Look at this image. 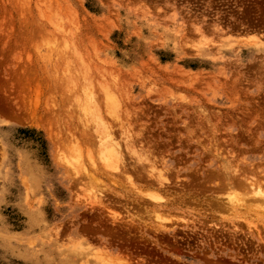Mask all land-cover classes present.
<instances>
[{"label":"rangeland","instance_id":"1","mask_svg":"<svg viewBox=\"0 0 264 264\" xmlns=\"http://www.w3.org/2000/svg\"><path fill=\"white\" fill-rule=\"evenodd\" d=\"M0 264H264V0H0Z\"/></svg>","mask_w":264,"mask_h":264},{"label":"bare ground","instance_id":"2","mask_svg":"<svg viewBox=\"0 0 264 264\" xmlns=\"http://www.w3.org/2000/svg\"><path fill=\"white\" fill-rule=\"evenodd\" d=\"M89 98H91V97H89ZM89 98H88V99H89ZM110 98H111V100H112L113 97H110ZM107 99H109V98H107ZM113 100H114V99H113ZM115 100H116V99H115ZM86 101H87V100H86ZM90 101H91V100H89V103H90ZM92 101H93V100H92ZM108 102H110V100H109ZM89 103L87 102V104H89ZM92 103H93V102H91V104H92ZM110 103H113V107H114V106H117V105L114 104L115 102H110ZM110 103H108V104H110ZM81 104H82V103H81ZM116 104H117V102H116ZM83 105L85 106L86 104H83ZM89 105H90V104H89ZM96 105H97V104H96ZM96 105H95V106H96ZM106 105H107V104H106ZM106 105H105V106H106ZM84 106H83V107H84ZM108 106H109V110H110V112H111V110H113L112 107H111V104L108 105ZM108 106H107V107H108ZM117 107H118V106H117ZM117 107H116V108H117ZM84 108H85V107H84ZM86 108H88V106H87ZM90 108H91V107H90ZM94 108H96V107H94ZM110 108H111V109H110ZM116 108H115V109H116ZM96 109H97V108H96ZM89 110H91V109H88V111H89ZM116 110H117V109H116ZM96 112H97V114H98V111H97V110H96ZM96 112H95V114H96ZM115 113H116V111H115ZM97 114H96L97 119H98V120H101L102 118L100 119L99 116H98ZM93 115H94V113H93ZM99 115H100V114H99ZM116 115H117V114H116ZM94 119H95V118H94ZM101 122H102V121H100V123H101ZM103 124H104V123H103ZM103 124L101 123L100 126H102ZM104 125H105V124H104ZM104 125H103V126H104ZM105 129H106V128H105ZM108 136H109V135H108V133H107V137H108ZM102 137H103V136H102ZM105 137H106V136H105ZM105 139H106V138H105ZM104 142H105V144L102 146V147H103V151H104L103 153H104L105 160L109 162V161H112L113 158H114V159L117 158L116 156L118 155V144H117L116 142L114 143V142L112 141V139H111V140H105ZM113 165H114V164H113ZM115 166H116V165H115ZM105 167H106V166H105ZM111 167H112V166H111ZM113 168H114V167H113Z\"/></svg>","mask_w":264,"mask_h":264}]
</instances>
